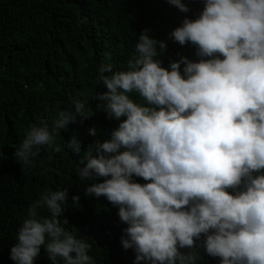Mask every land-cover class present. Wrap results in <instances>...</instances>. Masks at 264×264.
<instances>
[{"label":"clouds","instance_id":"9594fccd","mask_svg":"<svg viewBox=\"0 0 264 264\" xmlns=\"http://www.w3.org/2000/svg\"><path fill=\"white\" fill-rule=\"evenodd\" d=\"M169 2L190 10L184 0ZM168 38L196 46L199 59L163 66L167 41L145 28L126 69L101 64L106 90L93 93L95 110L120 122L84 150L76 169L84 194L118 206L127 224L121 244L135 251L134 264H197L200 246L220 264H264V0H204ZM73 105L31 127L13 154L22 167L41 146L62 151V130L94 114L87 97ZM67 148L81 153L78 133ZM69 197L68 189L48 190L29 206L10 250L15 264H35L41 246L52 264H94L91 245L64 227Z\"/></svg>","mask_w":264,"mask_h":264},{"label":"trees","instance_id":"16d2710c","mask_svg":"<svg viewBox=\"0 0 264 264\" xmlns=\"http://www.w3.org/2000/svg\"><path fill=\"white\" fill-rule=\"evenodd\" d=\"M184 2L188 12L169 0H0V264H15L10 250L29 206L41 193L63 189L70 192L63 213L69 223L64 227L91 245L94 264H134L135 251L121 244L127 224L121 222L118 206L103 196H86L87 182L80 180L76 169L84 150L108 138L120 122L95 110L93 93L106 90L98 83L102 63L111 64L113 71L126 69L145 28L167 41L158 57L163 66L181 57L199 59L196 46L168 38L186 16L195 19L203 10L204 0ZM130 95L143 102L138 94ZM85 97L94 114L62 130L56 137L62 151L41 146L32 163L22 167L13 154L31 127L41 119L51 121L61 110L74 109L73 100ZM91 127L97 128V135L89 134ZM73 132L82 141L79 155L67 148ZM76 194L79 201H72ZM39 213L50 215L46 207ZM220 259L199 247L197 264H220ZM35 264H52L44 246Z\"/></svg>","mask_w":264,"mask_h":264}]
</instances>
